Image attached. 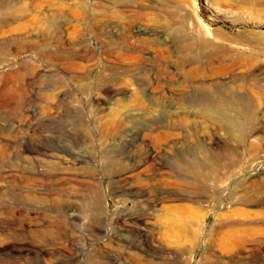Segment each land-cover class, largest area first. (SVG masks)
<instances>
[{
  "label": "rangeland",
  "instance_id": "1",
  "mask_svg": "<svg viewBox=\"0 0 264 264\" xmlns=\"http://www.w3.org/2000/svg\"><path fill=\"white\" fill-rule=\"evenodd\" d=\"M0 264H264V0H0Z\"/></svg>",
  "mask_w": 264,
  "mask_h": 264
},
{
  "label": "bare ground",
  "instance_id": "2",
  "mask_svg": "<svg viewBox=\"0 0 264 264\" xmlns=\"http://www.w3.org/2000/svg\"><path fill=\"white\" fill-rule=\"evenodd\" d=\"M168 10H169V9H168ZM168 10H167V11H168ZM161 12H162V11H161ZM172 19H173V18H172ZM225 124H226V128H225V129H226L227 131H230V130H231V131H234L233 127H234L235 124H234V122H233L232 120H230V119H229V120H226V123H225ZM234 135H235V134H234ZM251 135H252V134L247 135L246 137L244 136V137L241 138L239 141H244L245 139H248ZM235 136H236V135H235ZM212 169H213V168H212ZM212 169H210V171H211ZM211 172H212V171H211Z\"/></svg>",
  "mask_w": 264,
  "mask_h": 264
}]
</instances>
